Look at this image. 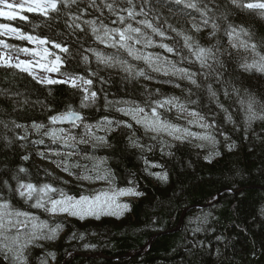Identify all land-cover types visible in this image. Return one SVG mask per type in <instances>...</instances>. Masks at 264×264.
Returning <instances> with one entry per match:
<instances>
[{
	"label": "trees",
	"instance_id": "16d2710c",
	"mask_svg": "<svg viewBox=\"0 0 264 264\" xmlns=\"http://www.w3.org/2000/svg\"><path fill=\"white\" fill-rule=\"evenodd\" d=\"M112 2L96 0V8L88 5L90 11L82 19H98L102 13L104 22L115 26L104 7ZM133 3L136 11L143 9L147 14L137 18L147 19L157 29L153 32L131 21L155 44L151 49L166 55L176 67L195 73L197 84L187 77L165 75L143 61L137 68L130 66L136 62L126 50L96 41L87 26L84 32L70 33L66 16L69 12L77 14V7L86 6L85 0L70 8L61 5L59 15L51 13L49 18L25 13L28 21L0 19L27 34L66 44L69 52L61 53V73L91 80V91L97 94L94 103L81 107L85 92L80 87L41 84L26 72L0 64V199L10 204L9 210L36 214L62 227L55 241L39 242L27 250L26 264H264V119L260 118L264 117V72L255 68L245 71L240 66L264 57L262 10L236 8L230 0ZM189 3H195L197 8H189ZM115 6L127 8L124 3ZM204 10L208 11L207 17L202 15ZM224 13L227 20L221 18ZM205 18L207 24L203 23ZM213 21L218 26L214 35ZM228 25L237 31L244 29L247 35L241 36L247 47H240L237 39L229 41ZM185 36L190 37L192 49L186 47ZM6 41L11 50L27 45L14 38ZM162 44L173 52L160 47ZM197 46L211 48L219 63L209 61L211 68L202 67L194 55ZM89 49L111 57L113 63L97 60ZM85 55L89 57L87 63ZM139 69L143 75H137ZM170 98L197 111L210 129L195 128L174 109L157 107L159 116L206 132L214 139L211 144L195 138L179 142L150 134L118 111L123 101H132L152 113L157 102ZM249 102L257 117L251 121L247 118ZM68 111L82 113L84 120L75 128H66L69 141H56L47 135L58 127L49 118ZM105 117L114 123L102 127L112 130L93 129L94 135L106 138V142L97 143L83 126L95 125ZM33 123L43 127L37 131ZM82 139L87 142L81 143ZM24 155L29 159L23 160ZM99 158L105 159L102 167L111 174L109 181L115 187L137 188L142 193L130 201L131 208L121 217L54 218L32 207L35 198L29 200L15 193L18 180L13 177L18 176L19 181L37 187L50 184L76 197L92 194L97 189L86 188L76 178L95 176L93 163ZM20 167L27 172L18 173ZM157 172H166L168 180L151 174ZM51 195L57 198L59 193ZM205 216L207 222H203ZM196 227L202 230L194 232ZM49 252L55 253V259ZM0 264L12 262L0 253Z\"/></svg>",
	"mask_w": 264,
	"mask_h": 264
},
{
	"label": "snow or ice",
	"instance_id": "6c2138e0",
	"mask_svg": "<svg viewBox=\"0 0 264 264\" xmlns=\"http://www.w3.org/2000/svg\"><path fill=\"white\" fill-rule=\"evenodd\" d=\"M81 0H25L22 3H12L10 0H0V18H3L8 21H28V14H37L43 16L45 18H49L51 13H57L59 15V8L63 5L65 8H70L72 5H79ZM177 3H180L181 0H176ZM124 3L127 5V8H117L115 5ZM230 3L236 8H246V9H258L262 10L261 15H264V2H249V3H240L239 0H230ZM85 7L82 9L77 7L76 13L73 14L69 12L66 16V27L70 33L75 34L76 30L79 32L85 31V26L90 29L91 33L94 35L95 40L105 45L106 47L116 48V49H124L127 51L129 56H133L135 59H143L146 62L150 61V55H145L143 53L138 52L135 49V45H139L142 42H145V46H148L152 43L150 39H146L145 33L142 31V28L137 26L134 27L133 23L128 21H135L138 25L145 26L147 28H152V24L147 19L137 20L138 16H146L147 14L141 9L140 11H136V5L133 3V0H113L112 3H107L104 7L107 9L108 13L111 15L108 17L112 25L119 24L120 27H109L107 23L104 22V18H102L103 14L101 13V18L98 19H82V16L87 15L90 11L88 5L91 8H96V0H85ZM189 8L196 9L197 5L195 3H189ZM215 7V6H213ZM202 15L207 17L208 11L204 10ZM222 19L227 20V13L222 14ZM204 24L208 23V19L205 18L203 21ZM195 27V25H194ZM217 24L215 21L212 23L213 35L217 30ZM229 31L227 32L229 41H233L239 39L241 34L247 35L244 29H240L237 31L231 25H228ZM199 31V29L197 28ZM153 32H156L157 29L152 28ZM0 35L18 39L20 41H27L36 45L37 47H24L18 48L17 51L29 53L36 57H40L44 59L46 62L39 63V68L45 70L46 72H59L60 68L63 64L61 56L50 52L47 45L51 44V46L55 49H58L61 53H68L69 47L66 44L57 43L56 41H50L47 37H39L25 33L21 28L15 27L9 23H0ZM161 36L164 34L161 32ZM144 38V39H142ZM185 45L189 49H192V44L189 43L190 37L185 36ZM3 41H0V44H3ZM39 46H44L42 51L37 50ZM240 47H247L245 41L240 40ZM160 47L165 48L169 53L173 52V49L169 47L167 44H162ZM233 47H237L235 43H233ZM255 47L254 45L252 46ZM95 53L97 60H100L107 64H112L111 57H105L102 53L96 52L95 49H89ZM195 59L200 62L202 67L211 68L212 65L208 63L209 61L216 60L215 55L213 54V50L211 48H203L197 46L195 50ZM49 56H53L54 59L48 60ZM85 63L88 62L89 57L85 55L83 57ZM0 63L7 65L8 67H15L22 72H26L29 75L33 76L35 79V71L32 67L31 61H20L17 64H9L8 61L3 60L2 55H0ZM245 71L255 68L257 71L264 72V57H260L259 61L254 60L252 63H243L240 65ZM125 71H129L128 68H125ZM187 78L191 81L192 84H197V81L193 79L195 73L189 72L187 69L180 70ZM168 73L165 72V75ZM137 75H143V73H137ZM219 79V77H217ZM78 81H82L84 84L91 85V80H84L83 77L72 78L70 81H59L53 80L50 78H46L43 80H39L38 82L41 84H68L70 83L71 87L75 88L80 86ZM209 92L215 96V92H212L211 85H208ZM83 91L85 95L83 96V100L81 101V107H87L89 101L92 103L96 100V92H92L91 96L87 94L88 89L84 88ZM227 95V92H225ZM165 105H170L172 107H176L178 110H184V105L176 103L175 98L165 99L164 101L157 102V105L152 108V117L138 119L135 115L136 112L143 113V108L136 109H126L120 108L118 111L123 112L125 115H131L137 124H141L145 129H151L156 132H166L170 136H174L177 140H182L187 135L197 136V133L188 132L187 129H181L179 126L171 124L169 122L163 121L159 113L157 112V107L164 108ZM248 120L251 121L256 119V114L252 112V103L248 104ZM193 116H196L197 113H190ZM264 119V117H260ZM52 123L56 122H71L73 126L76 127L77 122L81 121L83 117L73 111H68L67 113H61L58 115H53L50 118ZM231 119V117H229ZM114 122L109 120L107 117L103 118L100 122L95 125L85 124L83 127L85 129V133L90 136H94V139L97 143L106 142L105 136L94 135L93 129L96 131H111L112 129L104 128L102 125H112ZM119 123V122H117ZM189 123H195V121H190ZM126 127L131 128V124H126ZM17 128L22 127V125H16ZM33 128L39 131L40 128L43 127L41 124L33 123ZM201 127L207 128L208 125H201ZM183 133V134H181ZM47 135H53V133H47ZM200 139H210L208 136H199ZM19 139L23 140L24 137H20ZM72 139H75L72 137ZM67 142V141H65ZM81 143H86V140H81ZM36 143H43V141H36ZM134 146H139L136 141H132ZM96 145H93L95 147ZM43 155V153H40ZM170 155V153H169ZM219 155V153H216ZM23 160H28L29 157L24 155L22 157ZM92 159V158H88ZM206 160H210L211 157H205ZM104 158L95 159L93 163V169L96 171L95 179H110L111 174L107 172L106 169H103V165L105 163ZM153 167H157L158 165H152ZM27 169L24 167H20L18 169V173H26ZM103 172V174H101ZM155 175L158 179L162 181L168 180V174L165 173H151ZM85 179H90L91 177L85 176ZM13 179L18 180V183L15 188V193L20 197H26L29 200L35 198V203L32 205L33 208L43 209L45 212L55 215V214H64L67 213L73 217H78L83 220L86 217H95L99 219L102 215L107 216H121L123 215L125 210L129 209L128 204H117L116 200L119 196L126 195H135L140 196L142 193L137 192L134 188H121V189H111V190H100L98 192L84 195L81 194L78 198L72 195H68L65 192L58 190L50 184H43L42 186L37 187L36 184L33 183H25L23 181H19L18 176H14ZM7 186V181L4 182ZM230 191V190H229ZM59 193L57 198H53L51 194ZM10 204L7 201L0 199V253L4 254L5 260H11L12 264H26V257L24 255L25 249L32 244L38 238H47L54 239L57 235L58 229L61 225L57 224L54 228H49L48 223L46 221H39L38 218L31 213L28 212H15L10 211ZM114 209H118V211H114ZM23 217V219H20ZM207 222V216L204 217V221ZM47 229L48 234L45 237L43 230ZM202 229L200 227H196L194 232H200ZM13 231L15 234L13 235ZM22 233H27L24 235ZM83 239V235L79 237ZM217 239H221V237H217ZM150 247V245H146ZM85 248H88L89 245H84ZM49 256L55 259V253L49 252Z\"/></svg>",
	"mask_w": 264,
	"mask_h": 264
},
{
	"label": "rangeland",
	"instance_id": "374dc122",
	"mask_svg": "<svg viewBox=\"0 0 264 264\" xmlns=\"http://www.w3.org/2000/svg\"><path fill=\"white\" fill-rule=\"evenodd\" d=\"M10 2H12V3H22V2H25V0H10ZM136 19L137 20H141V19H138V18H136ZM128 22H131V21H128ZM0 23H4V22H0ZM131 23H133V22H131ZM133 26L134 27H137L138 25L133 23ZM115 27H120V25L117 24V25H115ZM145 37L148 39V37L146 35H145ZM142 39H144V38H142ZM237 40H239V41L240 40L245 41V39H243L242 36H240V38L237 39ZM28 43H29V46H30L28 48L37 47L36 45H33L30 42H28ZM145 44H146V40H145V42H142L139 45H135L134 47H135V49L138 52L143 53L145 55H150V58H151L150 61L149 62H146L143 59L137 60V59H135L132 56L134 58V60H135L136 63L135 64L130 63L129 64L130 66H135L137 68V67H139L138 62L139 61H143L146 64H148L151 68H154L155 70H157L158 72H161V73L167 72L168 75H176V76H179V77H187L186 75H184L180 71V70H182L181 68H178L175 65H173L171 62H169L168 57L166 55H163L161 53L155 52V51H153L151 49V48L155 47V44L153 42L150 45H148V46H145ZM43 47L44 46H39L37 50L42 51V48ZM47 47L49 48L50 52L56 53L58 55H61L60 54V51L58 49H55V48L54 49H51L50 45H47ZM0 55H2L3 60L8 61L9 64H13V65L19 63L20 61H31V62H33L32 63V67L34 68L35 77H36L37 80H43V79H46V78H50V79L59 80V81H70L72 78H77V77H70V76L61 75L60 74V71L59 72H46L45 70L39 68V66H38L39 63L46 62L44 59H41L40 57H36V56H34L32 54H29V53H24V52H16V53H13V52H9V51H7V45H6L5 42L3 44H0ZM103 56L106 57V55H104V54H103ZM47 59L48 60H51V59H54V57L53 56H49ZM119 61H120V59H119ZM0 64H3V63H0ZM138 72L140 73V69L138 70ZM68 84H70V83H68ZM78 84L80 85L78 87H80L82 89L87 88L88 89L87 94L89 96H91V93L92 92H91V87L89 85L84 84L82 81H78ZM170 99H172V98H170ZM175 102L176 103H179V101L177 99H175ZM87 103L89 104V103H91V101H89ZM122 103H123L122 108L133 109V110L136 109V108H142L137 103L132 102V101H123ZM167 109L168 110L169 109H171V110L174 109L175 111L174 110L173 111L175 112V114L176 115L178 114L180 117L184 118L187 122L195 121V123H189L192 126H194L195 128L204 129V130H209L210 129L208 123L205 121V119L197 111L188 109L185 106H184V110H178L176 107H170V105H165L164 110H167ZM192 112L197 113V115L196 116L191 115L190 113H192ZM135 115H136V117L138 119H144L146 117L147 118H151L152 117V113L149 112V111H147L146 109H144V112L143 113L136 112ZM128 116H130L132 118L131 115H128ZM160 118L163 121H166V122H169L171 124H174V123H172V122H170L168 120H165L162 117H160ZM205 124L208 125L207 128L201 127V125H205ZM138 125H140V126H142L144 128L143 125H141V124H138ZM174 125L179 126L181 129H187L188 132L197 133L198 135L197 136L187 135V136H185L184 139L177 140V139H175L174 136H170V135H168V133L163 132V131L156 132V131H153L151 129H146V130L150 134H153V135H162V136H164L166 138H169V139L174 140V141H179V142H184L186 140L195 138V139H199L201 142L210 143L211 144L213 142V140H214L206 132L204 133V132H201L198 129H192V128L190 129V128L183 127V126L178 125V124H174ZM67 131L68 130H66V129L56 128L55 127L53 130H51V133H53V135H51V136L53 138H56V141L57 140L64 141V142L65 141H69L70 140V136H69V132H67ZM81 131H82V129H81ZM181 134H183V133H181ZM199 136H208V137H210V139H200ZM76 181L81 182V185H84L86 188H89V189H92V190L97 189L95 192H98L100 190L121 189V188L115 187L114 184H112L111 181H109V179H95V176H91L90 179H85L84 177H77L76 178ZM128 188H131V187H128ZM134 189L138 192V189L137 188H134ZM135 197H136L135 195L119 196V197H117L116 203L117 204H128L129 205V209H130L131 208L130 201H131V199H133ZM128 210H125L124 213H123V215ZM10 211H12V210H10ZM114 211H118V209H114ZM52 216L54 218H61L63 216L73 217L71 215H68L67 213H64V214H55V215H52ZM102 216H105V215H102ZM113 216H115V215H113ZM121 216H117V217H121ZM36 217L38 218L39 221H46L48 223V227L49 228H54L57 225V223H55V222H53L51 220H48V219H44V218H42L39 215L36 216ZM88 218H93V217H86L85 219H88ZM20 219H23V217H21ZM61 229H62V227H60L58 229L57 235H56V237L54 239H47V238H38V239H36L32 244H30L25 249V253H24L25 257H26L27 250L31 246H36V244L39 243V242H53V241H55L60 236ZM43 233H44V236L46 237L47 234H48V230L47 229L43 230ZM12 234L14 235L15 234V231H13ZM22 234L27 235V233H22Z\"/></svg>",
	"mask_w": 264,
	"mask_h": 264
},
{
	"label": "water",
	"instance_id": "95a60500",
	"mask_svg": "<svg viewBox=\"0 0 264 264\" xmlns=\"http://www.w3.org/2000/svg\"><path fill=\"white\" fill-rule=\"evenodd\" d=\"M59 124H64V125H66V124H71V122H67V121H65V122H58Z\"/></svg>",
	"mask_w": 264,
	"mask_h": 264
}]
</instances>
